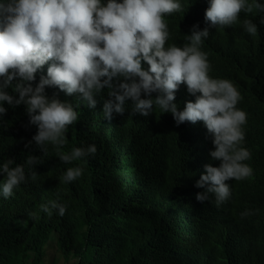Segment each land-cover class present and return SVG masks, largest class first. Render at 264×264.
Instances as JSON below:
<instances>
[{
  "label": "trees",
  "instance_id": "obj_1",
  "mask_svg": "<svg viewBox=\"0 0 264 264\" xmlns=\"http://www.w3.org/2000/svg\"><path fill=\"white\" fill-rule=\"evenodd\" d=\"M179 2L183 10L165 17L170 32L165 47L188 43L193 25L201 30L208 26L209 0ZM244 19L257 24L255 36L244 30ZM262 19L264 12L258 10L241 13L236 24L210 29L201 49L208 55L213 78L230 80L241 94L237 107L248 119L243 131L259 144L251 146L254 174L242 183L257 187H264ZM49 64L38 71L33 86L41 72L46 76ZM56 93L79 113L61 150L70 153L94 144L97 152L79 160L85 169L81 177L63 183L67 168L78 160L61 162L51 144L43 155L32 139L38 128L29 123L25 106L4 103L8 111L0 122V164L13 159L15 167L29 155L40 156L42 164L33 169L38 174L35 182L26 166L29 178L8 198L2 194L6 176L0 174V264H47L49 251L44 247L50 240L64 262L72 258L70 264H264V212L236 196L235 180L226 181L233 192L220 206L213 194L208 201L196 199L205 191L195 186L204 165L218 167L220 161L211 159L212 145L203 142L194 124L177 126L166 114L134 116L127 108L123 116L108 120L103 114L107 90H102L105 96L95 109L78 94L45 89L48 97ZM159 121L165 128L157 129ZM50 200L67 205L64 216L58 209L51 216L42 210ZM246 210L255 214L241 218Z\"/></svg>",
  "mask_w": 264,
  "mask_h": 264
},
{
  "label": "clouds",
  "instance_id": "obj_2",
  "mask_svg": "<svg viewBox=\"0 0 264 264\" xmlns=\"http://www.w3.org/2000/svg\"><path fill=\"white\" fill-rule=\"evenodd\" d=\"M182 10L179 0H3L0 122L8 111L5 102L13 108L24 105L29 123L38 128L32 139L43 155L51 144L61 162L78 160L62 177L63 183H70L85 171L79 160H88L97 148L93 144L73 148L70 153L61 150L79 113L72 103L59 99L58 93L48 97L46 87L68 96L78 94L91 109L107 95L103 114L108 120L123 116L127 109L134 116L158 118L166 114L177 126L194 124L203 142L212 145L211 159L220 161L218 167L204 165L205 173L195 186L205 191L196 199L208 201L213 194L220 206L233 192L226 181L235 180L236 196L264 212V187L242 183L254 174L251 146L259 144L243 131L248 119L237 107L241 94L230 80L213 78L208 55L201 50L210 29L236 24L241 13L264 12V3L209 0L205 11L208 26L201 30L193 25L186 35L188 43L165 47L170 37L165 17ZM243 28L252 36L258 31L251 19L243 20ZM49 61L46 76L41 72L33 86L38 71ZM102 90L107 94L101 96ZM163 128L165 123L159 121L157 129ZM13 164V159L0 164V174L6 176L2 185L5 198L29 178L26 166L35 182L38 174L33 169L42 161L40 156L29 155L24 164L11 167ZM41 207L49 216L56 209L64 216L67 205L50 200ZM254 214L246 210L240 215Z\"/></svg>",
  "mask_w": 264,
  "mask_h": 264
},
{
  "label": "rangeland",
  "instance_id": "obj_3",
  "mask_svg": "<svg viewBox=\"0 0 264 264\" xmlns=\"http://www.w3.org/2000/svg\"><path fill=\"white\" fill-rule=\"evenodd\" d=\"M51 245V248H49ZM46 249V252L49 251L48 255L46 256V263L47 264H70V262L72 261V258L69 261L64 262V260H62L60 258V251L57 252V247L56 244L53 240H50L44 247V250ZM54 254V256H53ZM56 254V255H55Z\"/></svg>",
  "mask_w": 264,
  "mask_h": 264
}]
</instances>
